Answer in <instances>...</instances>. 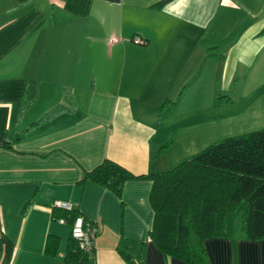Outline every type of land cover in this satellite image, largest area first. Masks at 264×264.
<instances>
[{"label": "crops", "instance_id": "0c3cea01", "mask_svg": "<svg viewBox=\"0 0 264 264\" xmlns=\"http://www.w3.org/2000/svg\"><path fill=\"white\" fill-rule=\"evenodd\" d=\"M214 60L229 78L264 69V0H0V233L9 264H65L71 223L55 221L58 200L97 229L86 264H129L120 238L145 242L143 264H186L148 239L150 180L127 181L118 198L84 177L104 160L134 176L164 172L155 160L165 126ZM255 78L260 131L264 70ZM166 102L176 103L169 117ZM204 248L209 264H264V240L213 238Z\"/></svg>", "mask_w": 264, "mask_h": 264}, {"label": "trees", "instance_id": "16d2710c", "mask_svg": "<svg viewBox=\"0 0 264 264\" xmlns=\"http://www.w3.org/2000/svg\"><path fill=\"white\" fill-rule=\"evenodd\" d=\"M219 100L220 96L217 104ZM164 105L167 111L163 117H169L176 103ZM59 111L44 114L37 123ZM11 143L5 141L4 147ZM168 145L165 140L160 151ZM141 179L152 183L149 203L153 223L148 239L166 257L186 264H209L204 248L208 239L244 234L248 241L264 240V130L223 139L169 171L134 176L117 163L104 160L84 177L118 198L127 181ZM51 209L55 221L64 219L71 225L79 216L75 210ZM70 238L65 264H86L93 250L82 251ZM57 244V240L47 243V252L53 254ZM145 245L120 238L117 251L127 263L143 264ZM10 255V243L0 233V264H9Z\"/></svg>", "mask_w": 264, "mask_h": 264}, {"label": "rangeland", "instance_id": "374dc122", "mask_svg": "<svg viewBox=\"0 0 264 264\" xmlns=\"http://www.w3.org/2000/svg\"><path fill=\"white\" fill-rule=\"evenodd\" d=\"M210 65L203 79L182 95L175 115L165 126L171 133L164 135L163 140L170 146L160 151L155 160L163 164L164 172L223 139L261 128L256 121L263 118L253 120L252 86L263 67L255 74L248 71L244 76L236 74L229 78L224 71L218 74V70H222L221 62L214 60ZM186 73L183 75L188 77L190 74ZM217 93L220 96L218 104Z\"/></svg>", "mask_w": 264, "mask_h": 264}, {"label": "built area", "instance_id": "2783aa9c", "mask_svg": "<svg viewBox=\"0 0 264 264\" xmlns=\"http://www.w3.org/2000/svg\"><path fill=\"white\" fill-rule=\"evenodd\" d=\"M51 208L71 212L73 209L71 203L58 200L53 202ZM60 223H65L64 219L57 220ZM97 233L95 225L89 221H85L81 216L74 218L71 225V237L78 242L80 249L84 252L93 250L94 239Z\"/></svg>", "mask_w": 264, "mask_h": 264}]
</instances>
